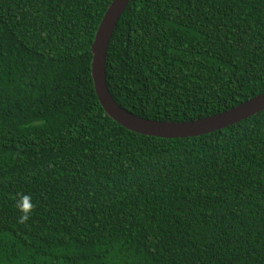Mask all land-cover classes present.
<instances>
[{"label": "trees", "instance_id": "trees-1", "mask_svg": "<svg viewBox=\"0 0 264 264\" xmlns=\"http://www.w3.org/2000/svg\"><path fill=\"white\" fill-rule=\"evenodd\" d=\"M111 1L0 0V264H264V109L194 137L122 127L90 74ZM105 77L147 119L246 101L264 92V0H129Z\"/></svg>", "mask_w": 264, "mask_h": 264}, {"label": "water", "instance_id": "water-1", "mask_svg": "<svg viewBox=\"0 0 264 264\" xmlns=\"http://www.w3.org/2000/svg\"><path fill=\"white\" fill-rule=\"evenodd\" d=\"M129 0H112L95 31L90 50V74L95 94L105 113L122 127L148 136L162 138L194 137L222 129L264 109V92L217 114L191 121H159L134 115L111 96L105 77L108 44L120 15Z\"/></svg>", "mask_w": 264, "mask_h": 264}, {"label": "clouds", "instance_id": "clouds-1", "mask_svg": "<svg viewBox=\"0 0 264 264\" xmlns=\"http://www.w3.org/2000/svg\"><path fill=\"white\" fill-rule=\"evenodd\" d=\"M12 200L14 201V207L20 213L17 223L27 224L35 209V205L31 202V195L25 192H17L12 196Z\"/></svg>", "mask_w": 264, "mask_h": 264}]
</instances>
